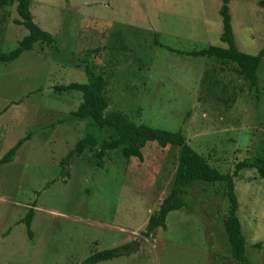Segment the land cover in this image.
<instances>
[{"label": "rangeland", "instance_id": "374dc122", "mask_svg": "<svg viewBox=\"0 0 264 264\" xmlns=\"http://www.w3.org/2000/svg\"><path fill=\"white\" fill-rule=\"evenodd\" d=\"M29 1L34 22L56 47L36 42L0 62V157L31 133L13 160L0 164V264H81L93 251L126 242L130 252L94 264H237L223 226L228 201L221 182H194L184 207L167 214L166 227L143 234L169 191L178 146L148 141L142 160L114 147L100 165L85 150L62 173L60 159L95 128L70 116L80 92L53 89L86 82V60L106 78L105 113L181 130L210 165L231 172L264 137V58L256 99L235 62L179 52L225 46L221 0ZM229 13L237 48L257 53L264 0H230ZM17 18L15 3L0 7V52L27 34ZM99 137L117 138L112 128ZM233 181L246 258L264 264V179L245 169ZM30 207L31 238L22 222Z\"/></svg>", "mask_w": 264, "mask_h": 264}, {"label": "trees", "instance_id": "16d2710c", "mask_svg": "<svg viewBox=\"0 0 264 264\" xmlns=\"http://www.w3.org/2000/svg\"><path fill=\"white\" fill-rule=\"evenodd\" d=\"M230 0H221L218 13L221 17V32L219 39L224 47L208 45L203 48L190 51H179L191 56H205L209 58L229 60L236 63L239 71L248 82L249 88L254 91L258 99L259 82L257 69L264 58V45L255 54L240 51L235 43L232 30L231 16L229 13ZM15 3L18 15L13 21L22 25L27 30L17 45L7 52H0V62H8L17 58L24 50L30 49L34 43L39 42L47 46L56 47V40L52 34L41 29L33 20L29 8V0H0V7ZM155 42H157L155 40ZM160 46H163L158 42ZM86 82H69L67 84H55L53 89L58 92L78 91L81 99L70 116L89 120L95 128L92 132H86L78 139L73 147L60 159L61 172L67 174L65 167L74 156L85 150H92L93 157L98 165L106 149L123 146L122 153L127 157H135L142 160V148L146 142L154 141L159 147L175 145L179 147L176 169L167 195L162 199L159 208L153 211L147 218L143 234L151 236L158 227H166L167 214L173 210H179L185 205V195L188 188L196 181L221 182L224 184L225 195L228 201L227 214L223 219L229 252L237 264H254L246 258L245 238L241 232V223L238 218L239 203L234 188L233 178L245 169H253L258 177L264 179V137L261 138L255 154L236 162L231 172H222L210 165L206 158L195 151L186 141L181 130H168L153 127L145 123H135L127 119L119 112L105 113L108 100L104 94L107 85L105 76L94 70V65L83 60ZM232 99V96H230ZM112 128L116 139L101 141L99 133L103 129ZM31 133H26L19 138L1 157L0 164L13 160L16 150L23 142L28 140ZM99 144V148L96 146ZM33 206V204H32ZM34 215L33 207H30L24 217L23 224L27 237H32L31 221ZM132 242H126L119 246L105 248L91 252L81 260V264H94L99 261L111 259L127 254L132 250Z\"/></svg>", "mask_w": 264, "mask_h": 264}]
</instances>
